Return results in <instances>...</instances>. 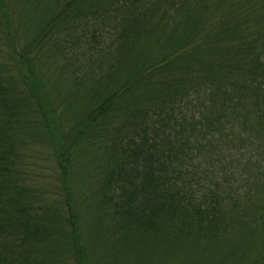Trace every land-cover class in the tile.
Wrapping results in <instances>:
<instances>
[{
	"label": "trees",
	"instance_id": "obj_1",
	"mask_svg": "<svg viewBox=\"0 0 264 264\" xmlns=\"http://www.w3.org/2000/svg\"><path fill=\"white\" fill-rule=\"evenodd\" d=\"M0 264H264V0H0Z\"/></svg>",
	"mask_w": 264,
	"mask_h": 264
},
{
	"label": "rangeland",
	"instance_id": "obj_2",
	"mask_svg": "<svg viewBox=\"0 0 264 264\" xmlns=\"http://www.w3.org/2000/svg\"><path fill=\"white\" fill-rule=\"evenodd\" d=\"M192 112H193V111H192ZM242 152L245 153L248 157H249L250 155H252V153H251V151H250L249 148H248V149H243Z\"/></svg>",
	"mask_w": 264,
	"mask_h": 264
}]
</instances>
